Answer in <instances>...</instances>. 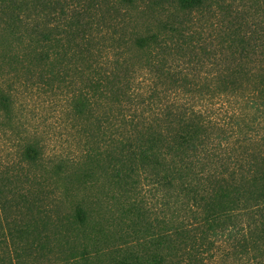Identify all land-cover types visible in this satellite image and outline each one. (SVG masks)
<instances>
[{"label":"trees","instance_id":"obj_1","mask_svg":"<svg viewBox=\"0 0 264 264\" xmlns=\"http://www.w3.org/2000/svg\"><path fill=\"white\" fill-rule=\"evenodd\" d=\"M139 2L153 0H0V264L67 260L96 229L82 208L60 218L56 159L15 88L65 94L73 162L109 182L135 239L112 264H264V0H156L140 32ZM144 187L149 208L133 203Z\"/></svg>","mask_w":264,"mask_h":264},{"label":"rangeland","instance_id":"obj_2","mask_svg":"<svg viewBox=\"0 0 264 264\" xmlns=\"http://www.w3.org/2000/svg\"><path fill=\"white\" fill-rule=\"evenodd\" d=\"M155 1L153 0L152 6ZM151 5L146 2H139V11H131V14L137 16L140 22L134 23L131 20H127L129 30L132 27L134 31L140 32L141 29L145 30V26H152L150 22L159 14L160 7L154 9L151 13L142 12ZM139 79L144 85H147L148 77L143 76L139 77ZM5 87L7 90L8 85L6 84ZM73 89L71 85H68L63 91ZM14 90L18 93L17 108H23L21 107L22 103L27 106L30 112L24 120L31 127L29 133L34 135L36 127L39 131V138L43 147L46 149V157L56 159L54 164L46 160L52 168L45 185L48 184L46 192L48 191L47 193L53 199V202L61 201L65 203V208H62L60 218L62 219L69 214H74L77 209L82 208L87 211L89 219L93 218V224L96 223L95 231L89 230L88 236L81 238L78 244L81 254L69 257L67 260L63 259V256L61 258L57 257L52 264H112L111 257L117 258L119 256L118 258H120V254L115 251L130 241L134 242L135 239L124 240L123 238L125 234L121 231L120 211L115 201L109 199V196L105 194L106 189L110 187L109 182L104 178H100L102 174L99 170L90 177H84V174L97 170L88 161H85L84 166L80 167L75 166L73 162L74 160H79L84 152V139L80 133L76 134V130L73 131L71 129V125L78 126V123L74 119L71 123L66 122V119H70L72 112L68 108L69 102L67 104L66 99L63 97L65 94L59 92L58 97H60L57 100L55 96L47 95L41 91L37 95L23 99L24 96L22 95L26 91H23L22 88H19V91L16 88ZM2 147L0 148V159H3L7 152H9L6 144L3 143ZM79 153L80 155H78ZM61 158L67 160L68 164H62V161H59ZM56 163L58 165L62 164L61 168L55 166ZM141 192L142 194H135V201L133 203L136 207L149 208L154 204V200L149 195V188L144 187ZM119 193H122V191ZM119 193L117 191L113 192V194L121 198ZM100 197L105 200V204L108 207L107 209L102 208L99 210V215L93 211L95 206L90 200L98 201ZM142 198L145 200L144 204L141 202ZM53 202L50 201L52 205L49 208H51V214L54 218V214L52 213ZM50 203L48 201V204Z\"/></svg>","mask_w":264,"mask_h":264}]
</instances>
